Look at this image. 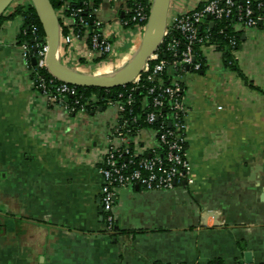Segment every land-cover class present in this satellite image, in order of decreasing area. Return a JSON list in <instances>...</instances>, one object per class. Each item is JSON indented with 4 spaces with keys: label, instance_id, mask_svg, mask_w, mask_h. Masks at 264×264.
Here are the masks:
<instances>
[{
    "label": "crops",
    "instance_id": "1",
    "mask_svg": "<svg viewBox=\"0 0 264 264\" xmlns=\"http://www.w3.org/2000/svg\"><path fill=\"white\" fill-rule=\"evenodd\" d=\"M201 1L172 0L170 13ZM110 10L102 3L95 15L105 24ZM22 25L0 24V264H242L245 253L264 264V179L250 178L264 143V24L242 30L239 71L210 46L202 69L186 74L193 184L118 189L111 231L98 169L114 109L70 114L48 103L31 85L16 39ZM141 35L134 30L130 48L109 62L94 64L77 38L60 46V59L103 72L129 60ZM143 135L156 143L152 130Z\"/></svg>",
    "mask_w": 264,
    "mask_h": 264
},
{
    "label": "built area",
    "instance_id": "2",
    "mask_svg": "<svg viewBox=\"0 0 264 264\" xmlns=\"http://www.w3.org/2000/svg\"><path fill=\"white\" fill-rule=\"evenodd\" d=\"M152 1L100 0L99 5L106 3L115 9L119 24L128 29L127 38L119 30L112 32L104 28V23L95 15L99 5L95 7L93 0H83L80 5L73 0H64L56 10L60 20V46L67 48L75 38H84L95 59L109 62L113 56L117 57L118 49L126 38L129 40L134 30L143 33ZM28 3V0H14L11 8ZM170 6L163 46L149 57L140 74L130 83L129 90L119 91L114 97H100L96 93L86 96L77 89L78 86L53 76L45 64L46 37L34 45L31 55L32 45H19L29 69V58L35 57L36 62L30 69L31 85L48 103L70 114L86 113L101 100L114 109L117 119L108 133L98 169L102 179L100 204L107 231L114 228V201L118 189L137 186L144 191H170L183 182L193 184V168L186 152L188 107L184 97L185 77L189 72L202 69L204 47L215 46L223 53L216 42H211L210 28L215 21H230L237 33L264 24V0H203L178 13H170ZM66 19H69L68 24L64 22ZM227 44L236 58L238 41L234 34L227 37ZM162 52L168 53V58H159ZM41 70L49 75L45 76ZM137 105L142 109L147 126L140 125L141 116L133 114ZM146 129L153 131L155 144H150L143 135Z\"/></svg>",
    "mask_w": 264,
    "mask_h": 264
},
{
    "label": "water",
    "instance_id": "3",
    "mask_svg": "<svg viewBox=\"0 0 264 264\" xmlns=\"http://www.w3.org/2000/svg\"><path fill=\"white\" fill-rule=\"evenodd\" d=\"M13 1L0 0V15L9 11ZM28 1L36 12L48 43L45 57L46 67L53 76L69 84L102 89L126 86L140 74L149 57L159 47L163 46L162 39L168 20L170 0H153L139 47L124 66L112 73L106 74L78 71L64 64L60 59V20L51 2L49 0ZM122 15L123 13L121 12L120 16ZM31 61L32 64H35L36 60L34 56L31 57ZM256 176L264 179V143L257 160L252 163L250 178L253 180ZM183 183L185 184V182ZM259 183L260 180L258 181ZM100 211L102 212V209ZM245 257V262H252L249 254L245 253Z\"/></svg>",
    "mask_w": 264,
    "mask_h": 264
},
{
    "label": "trees",
    "instance_id": "4",
    "mask_svg": "<svg viewBox=\"0 0 264 264\" xmlns=\"http://www.w3.org/2000/svg\"><path fill=\"white\" fill-rule=\"evenodd\" d=\"M49 1L51 2L54 9L56 10L57 8L61 6L64 0H49ZM73 1L77 5H80L83 2V0H73ZM99 3H100V0H93V5L95 7H97ZM18 17L22 19L23 25L20 29V32L17 34V37H16L17 43L19 44L27 43L29 45H32L33 47L30 50V55H31L34 52V49H33L34 45L36 43H40L44 41L45 35L43 32V29L36 15V12L30 3L25 4V5H18L14 9H12V11H9L6 14L0 15V24L5 20L6 21L13 20ZM32 30H34V33L32 32ZM210 31L213 34L211 37V42H216L219 48L223 50V57H224L225 64H227L231 70L239 71L240 68L237 66L236 59L232 56L229 50L230 48L227 44V37L233 34L236 36L237 41H238V46L236 47V49H238L239 43L241 41V33L234 32L231 27V22L228 20H221V21L216 20L214 25L210 28ZM63 32L66 33L67 29L64 28ZM163 54H164V57H163ZM31 57L32 56H30L29 58L30 69H32L34 65L32 64ZM159 58H168V53H165V52L159 53ZM101 60L102 58H97V59H94L93 62L100 63ZM41 71H42V74H44L45 76L49 75L45 70H41ZM30 75L32 78V74ZM130 87H131V84H128L126 86H121V87L110 88V89H102V88H96V87H79V86L77 89L81 91L82 93H84L86 96L96 93L100 97L102 96L114 97L116 96L117 92L127 91L129 90ZM134 95H137L136 91H134ZM100 104L105 105L103 100L99 101V105ZM141 110L140 108H138V105H137L136 108H134L133 114L141 116L140 125L147 126V124L144 121V117L142 116Z\"/></svg>",
    "mask_w": 264,
    "mask_h": 264
},
{
    "label": "rangeland",
    "instance_id": "5",
    "mask_svg": "<svg viewBox=\"0 0 264 264\" xmlns=\"http://www.w3.org/2000/svg\"><path fill=\"white\" fill-rule=\"evenodd\" d=\"M60 8V7H59ZM57 11H58V8L56 9ZM108 14V13H107ZM11 22H13V21H11ZM66 24H68V22H69V19H66L65 21H64ZM16 26V30H18V27H17V24L15 25ZM104 26H106V28L107 29H110V30H112V32H117L118 30H119V32H120V34L121 35H124V36H128L129 35V33H128V29L126 28V27H124V26H122L121 24H119V21H118V19H117V17H116V13H115V11L113 10H110V13L108 14V21L104 24ZM71 33V32H70ZM72 34V33H71ZM141 37H142V35H141ZM140 41H141V38H140ZM82 42L84 43V44H86V39H82ZM139 44H140V42H139ZM70 46H68L67 48H69ZM134 49L136 48V42H135V44H134ZM133 47H131V49L130 50H132V48ZM138 47H139V45H138ZM137 47V48H138ZM122 48H124L125 50L124 51H126V49H128V48H130V45H129V43L127 42V40L125 39L124 40V43H123V47ZM137 48H136V50H137ZM133 49V50H134ZM119 51L117 52V55H118V53L120 52V50H121V48H119L118 49ZM135 50V51H136ZM129 53V51L127 52V58H128V56H130V53ZM135 52H133V54H134ZM113 54V52L111 53V55ZM132 54V55H133ZM132 55H131V57H132ZM131 57H129L128 59H130ZM111 59H117L115 56H113V58H111ZM80 62H83V60H79ZM128 61V60H127ZM126 61V62H127ZM101 62H103V61H101ZM125 62V63H126ZM125 63H122V64H114L113 66H106L105 68H106V70L105 71H103V73H112V72H114V71H116V70H118V69H120L122 66H124L125 65ZM95 64V63H94Z\"/></svg>",
    "mask_w": 264,
    "mask_h": 264
},
{
    "label": "bare ground",
    "instance_id": "6",
    "mask_svg": "<svg viewBox=\"0 0 264 264\" xmlns=\"http://www.w3.org/2000/svg\"><path fill=\"white\" fill-rule=\"evenodd\" d=\"M96 74H106V73H103V72H98V73H96Z\"/></svg>",
    "mask_w": 264,
    "mask_h": 264
}]
</instances>
